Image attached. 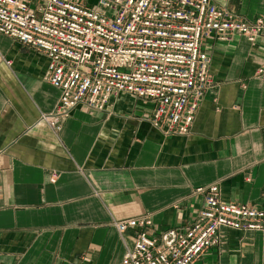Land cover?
Instances as JSON below:
<instances>
[{"label":"crops","instance_id":"1","mask_svg":"<svg viewBox=\"0 0 264 264\" xmlns=\"http://www.w3.org/2000/svg\"><path fill=\"white\" fill-rule=\"evenodd\" d=\"M213 1L264 18V0ZM203 49L214 83L188 135H166L154 104L126 94L103 111L76 107L56 134L41 119L61 95L48 57L0 33V264H121L137 229L122 236L115 220L150 216V234L186 228L203 206L196 190L212 185L264 207V36H209ZM219 236L193 264H264V232Z\"/></svg>","mask_w":264,"mask_h":264},{"label":"built area","instance_id":"2","mask_svg":"<svg viewBox=\"0 0 264 264\" xmlns=\"http://www.w3.org/2000/svg\"><path fill=\"white\" fill-rule=\"evenodd\" d=\"M0 33L48 57V81L61 95L41 119L56 134L76 107L103 111L126 94L154 104V127L185 136L214 83L203 40L255 42L264 18L247 21L213 0H0ZM196 192L203 206L186 228L150 234V216L115 220L122 236L137 229L121 264H193L219 246L222 228L264 232V207L225 201L218 185Z\"/></svg>","mask_w":264,"mask_h":264}]
</instances>
